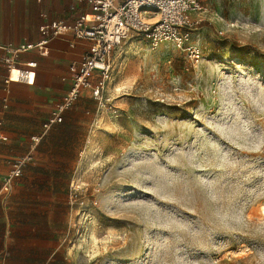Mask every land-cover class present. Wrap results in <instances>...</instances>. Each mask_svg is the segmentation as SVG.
Listing matches in <instances>:
<instances>
[{
	"label": "rangeland",
	"instance_id": "374dc122",
	"mask_svg": "<svg viewBox=\"0 0 264 264\" xmlns=\"http://www.w3.org/2000/svg\"><path fill=\"white\" fill-rule=\"evenodd\" d=\"M201 2L199 61L131 31L109 99L39 141L0 264H264V0Z\"/></svg>",
	"mask_w": 264,
	"mask_h": 264
},
{
	"label": "built area",
	"instance_id": "2783aa9c",
	"mask_svg": "<svg viewBox=\"0 0 264 264\" xmlns=\"http://www.w3.org/2000/svg\"><path fill=\"white\" fill-rule=\"evenodd\" d=\"M41 2L42 0H36ZM86 1L89 9L83 10L73 21L55 19L42 23L39 31L42 38L37 42L6 46L12 56L6 57L8 75L6 83L25 81L33 84L36 79L37 60H21L16 57L37 49L40 55L48 53L49 41L64 33H73L77 38L89 40L83 57L69 64L70 86L58 100L49 117L42 124L41 132L32 135L28 153L16 158L3 179L1 192L12 191L15 181L23 174L25 166L33 160V151L48 131L64 119L65 111L78 102L85 91L98 104L108 97V86L113 80L116 66L112 53L128 37L131 31L142 33L152 45L171 42L185 51L192 60L199 61L201 49L189 42L191 30L197 20L194 13L204 10L201 0H76ZM74 9L75 5H71ZM5 107L8 98L4 99ZM7 139L6 136H3Z\"/></svg>",
	"mask_w": 264,
	"mask_h": 264
},
{
	"label": "crops",
	"instance_id": "0c3cea01",
	"mask_svg": "<svg viewBox=\"0 0 264 264\" xmlns=\"http://www.w3.org/2000/svg\"><path fill=\"white\" fill-rule=\"evenodd\" d=\"M71 5H75V8L72 9ZM86 9H89L86 1L0 0L1 201L8 199L13 193H27L29 190V187L25 188L24 184H27L28 178H31L38 171L37 160L39 159H37L36 154L38 146L33 151V160L25 166L23 174L15 181L12 191L8 194L1 192L3 179L9 172L11 163L30 151L32 135L41 132L42 124L49 117L55 103L61 99L69 88V80L64 79L68 75L69 64L83 57L88 49L89 40L77 38L73 33L68 32L49 41L46 55H40L37 49L20 53L16 57L18 61L36 59L38 62L35 68L36 79L33 84L25 81L6 83L5 79L8 75L6 57L12 56L6 46L37 42L42 38L39 31V26L42 23L55 19L73 21ZM6 97L8 98L7 107L4 105ZM84 98L92 99L90 93L85 91L73 106H83L85 104ZM78 112L77 108H68L64 113L63 121L53 127L62 126L65 122L70 123L71 118ZM3 136H6L7 139H4ZM15 200H20V198L13 197L11 202L15 203Z\"/></svg>",
	"mask_w": 264,
	"mask_h": 264
}]
</instances>
